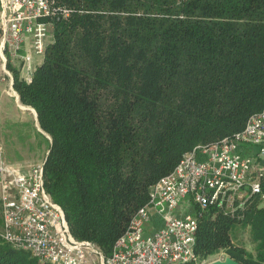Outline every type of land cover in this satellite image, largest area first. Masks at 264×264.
Wrapping results in <instances>:
<instances>
[{
  "label": "trees",
  "instance_id": "16d2710c",
  "mask_svg": "<svg viewBox=\"0 0 264 264\" xmlns=\"http://www.w3.org/2000/svg\"><path fill=\"white\" fill-rule=\"evenodd\" d=\"M62 2L71 15L55 22L32 81L16 77L15 88L48 144V191L73 235L108 255L185 152L264 109V0ZM241 225L254 251L238 242ZM195 253L199 263L223 253L264 264L261 194L204 211ZM0 264L52 263L0 237Z\"/></svg>",
  "mask_w": 264,
  "mask_h": 264
},
{
  "label": "built area",
  "instance_id": "2783aa9c",
  "mask_svg": "<svg viewBox=\"0 0 264 264\" xmlns=\"http://www.w3.org/2000/svg\"><path fill=\"white\" fill-rule=\"evenodd\" d=\"M72 11L62 0H0V84L20 106L16 77L32 81L50 29ZM4 154L0 134V237L39 262L201 264L195 253L199 216L211 207L234 211L254 194L264 198V109L254 112L240 131L185 152L153 184L148 201L108 255L73 235L63 207L46 187L43 161L24 166Z\"/></svg>",
  "mask_w": 264,
  "mask_h": 264
},
{
  "label": "rangeland",
  "instance_id": "374dc122",
  "mask_svg": "<svg viewBox=\"0 0 264 264\" xmlns=\"http://www.w3.org/2000/svg\"><path fill=\"white\" fill-rule=\"evenodd\" d=\"M50 32L48 44L54 40V28L50 29ZM4 87L5 84L1 83L0 134L5 149V157L11 162L20 163L24 166L42 162L46 157L48 144L44 137L39 134V131H42V129L39 126L37 115L27 105L23 104L21 100L20 106L16 96L6 93L3 90ZM44 134L49 136L47 133ZM1 223L2 215L0 208V227ZM148 227H151V225L148 224ZM237 236L239 243L244 245L248 250L254 251L255 245L252 242L249 227L238 226ZM216 259L217 256H213L200 263H209Z\"/></svg>",
  "mask_w": 264,
  "mask_h": 264
},
{
  "label": "water",
  "instance_id": "95a60500",
  "mask_svg": "<svg viewBox=\"0 0 264 264\" xmlns=\"http://www.w3.org/2000/svg\"><path fill=\"white\" fill-rule=\"evenodd\" d=\"M207 264H242V263L234 259L233 257L227 255L223 259H216Z\"/></svg>",
  "mask_w": 264,
  "mask_h": 264
}]
</instances>
